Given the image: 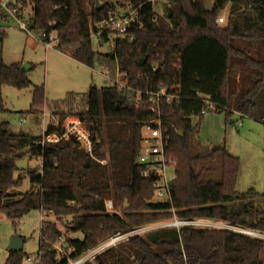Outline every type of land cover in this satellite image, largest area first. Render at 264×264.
Listing matches in <instances>:
<instances>
[{
	"label": "trees",
	"instance_id": "obj_1",
	"mask_svg": "<svg viewBox=\"0 0 264 264\" xmlns=\"http://www.w3.org/2000/svg\"><path fill=\"white\" fill-rule=\"evenodd\" d=\"M158 1L154 13L148 0H17L20 12L31 7L28 30L56 34V50L91 69L96 62L118 73L134 91L167 89L180 96L162 107V123L170 136L167 151L173 158L174 180L169 198L153 201L154 178L143 177L138 164L145 125L156 118L146 96L137 107L134 92L117 86L90 87L82 97L70 95L55 104L60 123L75 114L86 126L94 144L93 157L74 137L41 145L43 136L14 133L0 125V214L14 225L33 211L56 217L72 216L67 237L51 222L44 221L40 250L35 264H69L118 233L128 234L148 225L176 217L180 221L207 220L264 234V195L251 189L238 193L240 159L224 147L195 154L193 117L225 114L226 122L236 114L264 123V0ZM97 2L100 3L97 7ZM141 8L143 29L130 30L132 42L122 40L114 53H96L92 37L101 44L98 25L124 5ZM229 9L225 26L217 23ZM156 18L157 23L152 22ZM11 20L0 9V48L6 39L4 25ZM34 87L31 114L43 115V87L34 86L21 63L7 65L0 57V114L3 88ZM80 98L84 110L74 113ZM71 109L66 112L64 108ZM63 108V109H62ZM62 126L49 124L45 135H62ZM41 157V169L28 170L32 189L17 194L24 177L15 178L17 161L26 154ZM108 160L104 166L99 161ZM219 161L221 181L204 177L206 163ZM113 200L120 214L109 213ZM128 207L126 208V202ZM80 235H82L80 237ZM64 240L62 256L55 245ZM66 251V252H65ZM264 239L232 229L182 226L136 234L96 258V264H264ZM24 252H10L6 264H23ZM90 264V263H87Z\"/></svg>",
	"mask_w": 264,
	"mask_h": 264
},
{
	"label": "rangeland",
	"instance_id": "obj_2",
	"mask_svg": "<svg viewBox=\"0 0 264 264\" xmlns=\"http://www.w3.org/2000/svg\"><path fill=\"white\" fill-rule=\"evenodd\" d=\"M0 2L16 4L17 0H0ZM31 13V7L24 11L25 16H29ZM228 13L229 9L220 13L219 17L225 19L222 26L226 25ZM18 25L16 21H10L4 25L7 36L2 48H0V57L7 65L21 63V66L28 65L30 67L26 73L34 86L44 88L45 95H47L46 104L43 115L31 114L34 87L24 90L4 87L2 93L3 105L7 112L0 114V125L7 123L10 130L17 134L28 133L32 136H43L44 131L52 122L55 104L67 99L72 94L77 97L85 96L92 85L98 88L106 86V70L97 62L93 69L78 64L71 57L58 52L54 47L47 50L38 34L24 31ZM92 43L96 57L98 53L108 51L107 44H101L98 36L94 35L92 37ZM70 109V107L64 108L66 112ZM72 110L74 113L84 110L80 98L74 101ZM23 118L24 122H22ZM75 119L79 118L73 114L68 116L62 123L66 126ZM226 119L225 114L210 115L209 113L192 118V124L196 129L193 137L194 152L195 154H205L207 151L210 153L214 148L224 147L229 153L238 157L241 162L236 191L246 193L254 189L259 194L264 195V123L251 117H240L238 114L232 118L234 123L226 122ZM143 133L146 138L149 137V131L144 129ZM99 162L105 166L108 160ZM16 163L15 178L18 179L23 176L24 179L21 187L15 193L16 195L25 194L32 189L30 178L26 175V172L34 169L40 170L43 160L41 157L27 153ZM204 165L206 170L204 172L205 179L220 182L219 161L215 160ZM174 177V168L167 169L166 179L170 182L174 180ZM109 201L113 200L110 199ZM116 210L122 214L120 209ZM44 221L55 224L63 233L64 240L67 237L79 236L68 233L72 216L56 217L46 211L37 210L24 217L17 225H14L6 216L0 214V264H6L10 254L9 244L15 237L24 239L25 259L23 264H35L40 250L41 229ZM177 221L180 220L174 217L173 219L148 225L145 233L162 228H173L174 223ZM226 226L228 225L223 222H208L207 220L200 225L202 228L215 229L226 228ZM118 235L124 236V233H118L113 237ZM257 237L264 239V234L257 233ZM64 240L55 245L61 256L63 255L61 253H64ZM124 242H126V239H123L120 244ZM102 245L103 243L100 246ZM107 250H99L98 253L100 254L98 255L104 254ZM262 258L264 260V254Z\"/></svg>",
	"mask_w": 264,
	"mask_h": 264
},
{
	"label": "built area",
	"instance_id": "obj_3",
	"mask_svg": "<svg viewBox=\"0 0 264 264\" xmlns=\"http://www.w3.org/2000/svg\"><path fill=\"white\" fill-rule=\"evenodd\" d=\"M158 1H161L163 3L169 2V0H148V3H151L153 5L154 13L161 12V9L157 4ZM14 5L16 4L0 2V9L6 12L11 21H16L19 24L18 26L20 29L22 28V30L30 33V31L28 30L30 17L25 16L24 14L21 15L20 12H17V10L13 7ZM141 8L142 7L136 8L131 4L119 7L118 11L112 12L108 19L104 20L97 26L99 35H102L105 32L108 33V38L105 42L108 46L107 53H114L116 47L118 46V43H120L122 40H129V42H132L134 38L130 33V30L133 29L132 27L137 26L143 29L140 17V13L142 12ZM152 22L154 24L157 23L155 17L152 18ZM217 23L219 25H223L225 23V19L223 17H218ZM40 39L47 50H50L53 47L55 48L57 42L56 34H51L50 36L42 34ZM105 70V78L107 79L106 81H108L111 85L117 86L121 92L132 91L136 94L133 100L137 107H140L144 104L142 97L143 95L146 96V103L149 106V110L156 116L155 119L145 125L144 129L149 131L150 134L147 138L144 136L143 147L138 158V164L144 167L143 177L154 178L153 201H166L168 200L170 195V182L166 179V170L169 168H174V165L173 158L168 153L169 151H167L168 140L170 136L168 135V130L164 128V125L162 123V107L165 105H172L175 100L179 101L180 96L174 95L164 88L159 89L158 91H145L142 93L141 91H134L123 80L125 78L124 75H120L118 73L115 77H112L110 74V70ZM22 122H24V118ZM50 124H52L53 127H58L61 125L62 129L65 131L62 133V135L46 136L45 130L41 141L42 146H45L47 143H58L62 139H69L70 137H74L80 144V148H82L85 153L93 157L94 144L91 138V134L80 119L72 120L66 126H64L63 123L61 124L60 121L53 116L52 122ZM105 204L106 209L109 213L117 212L112 201H106ZM205 221L206 220L177 221L174 223L173 228H180L182 226H194L202 228L200 227V225ZM226 228L232 229L236 232L245 234L250 237H257V233L253 231H246L230 226H226ZM146 231L147 228L143 227L128 234H124V236H115L109 239L107 242H104L102 246L89 251L85 256L74 261L69 260V264H96V258L100 256L98 255L100 254L98 253L99 250H109L111 248H115L123 239H126L127 241L129 238H131V236L136 234H143Z\"/></svg>",
	"mask_w": 264,
	"mask_h": 264
},
{
	"label": "water",
	"instance_id": "obj_4",
	"mask_svg": "<svg viewBox=\"0 0 264 264\" xmlns=\"http://www.w3.org/2000/svg\"><path fill=\"white\" fill-rule=\"evenodd\" d=\"M207 2V7H206V10L208 13H213L214 11V7H213V3L211 0H206ZM100 3L97 2V7H99ZM30 67L28 65H22L21 66V71L22 72H26L27 69H29ZM126 203V208L128 207V201H125ZM23 247H24V239L22 238H19V237H15L13 238L11 241H10V244H9V250L10 252L12 253H21V252H24L23 251Z\"/></svg>",
	"mask_w": 264,
	"mask_h": 264
},
{
	"label": "crops",
	"instance_id": "obj_5",
	"mask_svg": "<svg viewBox=\"0 0 264 264\" xmlns=\"http://www.w3.org/2000/svg\"><path fill=\"white\" fill-rule=\"evenodd\" d=\"M58 51V50H57ZM59 52V51H58ZM61 53V52H60ZM61 54H63V53H61ZM63 55H65V54H63ZM69 57V56H68ZM72 59V58H71ZM73 60V59H72ZM73 61H75V60H73ZM76 62V61H75ZM78 63V62H77ZM79 64V63H78ZM82 65V64H81ZM84 66V65H83Z\"/></svg>",
	"mask_w": 264,
	"mask_h": 264
}]
</instances>
